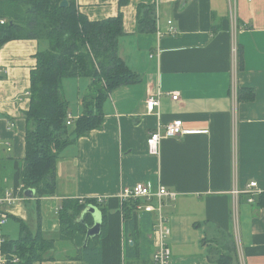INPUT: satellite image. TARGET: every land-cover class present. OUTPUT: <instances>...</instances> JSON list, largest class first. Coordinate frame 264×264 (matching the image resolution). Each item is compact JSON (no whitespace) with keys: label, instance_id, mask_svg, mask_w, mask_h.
Here are the masks:
<instances>
[{"label":"crops","instance_id":"0c3cea01","mask_svg":"<svg viewBox=\"0 0 264 264\" xmlns=\"http://www.w3.org/2000/svg\"><path fill=\"white\" fill-rule=\"evenodd\" d=\"M75 2L91 22L122 14L118 55L139 81L113 90L103 106L101 128L62 151L55 193L40 199L42 231L65 242L58 235L63 201L117 198L137 183L152 190L162 185L177 193L163 208L170 228L169 264H212L209 240L222 232L233 235L240 264H264V206H257L264 196V0H128L124 6L120 0ZM138 8L143 14L154 8L155 32H138ZM44 48L45 42L36 40H13L0 47L1 189L13 188L14 162L25 156L30 73ZM74 80L77 108L69 115L76 119L83 111L79 97L88 92L90 81ZM239 89H251L254 99L238 101ZM175 93L177 101L171 100ZM155 94H160L157 113H148L145 102ZM173 122L193 133L163 138L159 154L149 155L148 135ZM250 182L260 191L253 204L246 195L233 194ZM24 192L9 210L8 219L18 223L27 222L28 204L36 203L35 195L27 198ZM150 232L145 235L148 244L138 249L145 252L139 264H151ZM3 236L7 241L19 238ZM66 243L60 247L56 242L48 255L54 260L36 264H81L67 258L72 255L64 251L74 248ZM57 251L62 254L55 255Z\"/></svg>","mask_w":264,"mask_h":264},{"label":"trees","instance_id":"16d2710c","mask_svg":"<svg viewBox=\"0 0 264 264\" xmlns=\"http://www.w3.org/2000/svg\"><path fill=\"white\" fill-rule=\"evenodd\" d=\"M0 0V47L13 40L45 42L46 48L37 52L36 67L30 73V107L25 113V156L15 161L11 182L13 188L35 191L36 229L20 221V235L14 241L5 238L1 252L6 264H36L54 260L48 256L56 248V234H45L41 229L40 199L55 193L56 163L62 151L94 130H99L104 119L103 106L111 92L125 85L135 84L139 77L118 55L119 40L123 36L122 14L99 22H91L79 13L75 0ZM128 0H120L124 6ZM137 30L151 33L156 30L154 8L143 14L137 11ZM243 55L238 51V69H242ZM85 78L90 81L88 93L82 98V114L67 125L68 102L62 91L64 79ZM254 91L239 89L237 100L251 102ZM96 207L102 215L101 232L88 239L86 229L92 218L80 214L86 206ZM264 206V196L257 199ZM133 202L119 203L109 198L98 204L96 200L63 201L58 222L59 237L73 246L67 257L81 264H139L143 249L148 244L146 233L152 230V215H138ZM143 216L145 219L143 220ZM141 239V243H140ZM208 259L212 264H240L233 235L220 233L209 240ZM133 243L132 245H130ZM145 255V252H144ZM11 257L18 262L12 263ZM146 263V261H145Z\"/></svg>","mask_w":264,"mask_h":264},{"label":"built area","instance_id":"2783aa9c","mask_svg":"<svg viewBox=\"0 0 264 264\" xmlns=\"http://www.w3.org/2000/svg\"><path fill=\"white\" fill-rule=\"evenodd\" d=\"M158 21V15L156 16V22ZM4 20H0V25L4 24ZM171 25V22H168ZM170 34H174L175 31L170 29ZM157 36L161 34L157 29ZM160 94L150 96L146 102L145 107L148 113H157L159 106ZM171 100L177 101L178 94H171ZM74 120L73 117L68 115L67 125H70ZM13 127V124H10ZM193 131L185 130L181 122H173L163 127H156L146 138V149L149 155L157 156L160 151V143L163 138H175L178 136H184L192 134ZM23 187L18 188H0V231L6 224L9 218V210L11 207L20 203L23 199L21 197ZM260 191L257 188V184L250 182L246 188L242 190L235 189L234 195L243 194L247 196V203H255L254 196L259 195ZM177 198V193L172 192L162 185H159L156 189L152 190L149 186L143 183H137L133 187L124 188L121 194L117 197L120 204L125 202H133L135 204L134 210L138 215L143 213H149L154 217V225L150 232V239L153 245V253L151 264H169L171 261V250L168 246V238L170 237V228L167 223V218L163 213L165 202H174ZM106 198L96 199L98 204H102L106 201ZM5 239L0 233V249ZM11 262L16 263L18 259L11 257ZM0 264H6V256L0 250Z\"/></svg>","mask_w":264,"mask_h":264},{"label":"rangeland","instance_id":"374dc122","mask_svg":"<svg viewBox=\"0 0 264 264\" xmlns=\"http://www.w3.org/2000/svg\"><path fill=\"white\" fill-rule=\"evenodd\" d=\"M63 96L65 98V100L68 103V108H69V111H71L73 108L76 109L77 106V101H76V104H75V99L77 98V90H76V87H75V80L74 79H65L63 81ZM84 93V90L82 91V94ZM88 93V92H87ZM86 93V94H87ZM81 94V95H82ZM85 94V95H86ZM81 95H80V99H82L85 95H83V97L81 98ZM75 119V118H74ZM6 184H9L10 181L8 178L5 177V179L3 180ZM29 215H28V218H27V225L28 227L30 228L31 231H34V228L36 226V219H35V209H36V205H35V201H31L29 202ZM19 229H20V223L16 222L14 219H8L6 224L1 228V231L0 233L3 235H7V236H10V237H14V238H17L19 235ZM15 233V234H11V233ZM4 237V236H3ZM63 239V238H62ZM65 240V242H68L70 243L69 240H67L66 238L63 239ZM58 244H60V247L62 246H68L67 243L66 244H63L65 242H62L60 243V241H56ZM65 255H73V251L69 252L67 251V249L64 251ZM62 252L61 251H57L55 253V255L59 256L61 255Z\"/></svg>","mask_w":264,"mask_h":264},{"label":"water","instance_id":"95a60500","mask_svg":"<svg viewBox=\"0 0 264 264\" xmlns=\"http://www.w3.org/2000/svg\"><path fill=\"white\" fill-rule=\"evenodd\" d=\"M68 6L67 0H62L60 3L61 8H66ZM24 195L27 198H34L35 191L31 189H26ZM90 215L92 218V226L86 229V235L84 239V246L88 242V239L96 237L101 232V224H102V215L101 212L94 206L88 205L80 214V220L83 219L84 216Z\"/></svg>","mask_w":264,"mask_h":264}]
</instances>
